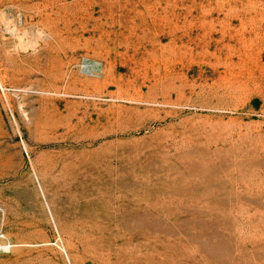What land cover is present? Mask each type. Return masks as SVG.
<instances>
[{"label":"rangeland","instance_id":"374dc122","mask_svg":"<svg viewBox=\"0 0 264 264\" xmlns=\"http://www.w3.org/2000/svg\"><path fill=\"white\" fill-rule=\"evenodd\" d=\"M0 245L264 264V0H0Z\"/></svg>","mask_w":264,"mask_h":264},{"label":"bare ground","instance_id":"6f19581e","mask_svg":"<svg viewBox=\"0 0 264 264\" xmlns=\"http://www.w3.org/2000/svg\"><path fill=\"white\" fill-rule=\"evenodd\" d=\"M85 66H86V69L89 71L97 72V73L101 71L103 73V69H101V67L96 65V63L93 61H89V63H87V65Z\"/></svg>","mask_w":264,"mask_h":264},{"label":"built area","instance_id":"2783aa9c","mask_svg":"<svg viewBox=\"0 0 264 264\" xmlns=\"http://www.w3.org/2000/svg\"><path fill=\"white\" fill-rule=\"evenodd\" d=\"M3 249H4L3 246L0 245V253H2Z\"/></svg>","mask_w":264,"mask_h":264}]
</instances>
